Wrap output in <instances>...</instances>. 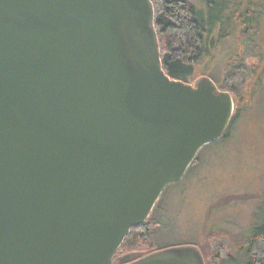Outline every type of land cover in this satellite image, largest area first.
Here are the masks:
<instances>
[{
	"label": "water",
	"instance_id": "obj_1",
	"mask_svg": "<svg viewBox=\"0 0 264 264\" xmlns=\"http://www.w3.org/2000/svg\"><path fill=\"white\" fill-rule=\"evenodd\" d=\"M154 20L151 0H0V264H111L228 129L231 92L170 78Z\"/></svg>",
	"mask_w": 264,
	"mask_h": 264
},
{
	"label": "rangeland",
	"instance_id": "obj_2",
	"mask_svg": "<svg viewBox=\"0 0 264 264\" xmlns=\"http://www.w3.org/2000/svg\"><path fill=\"white\" fill-rule=\"evenodd\" d=\"M187 1L198 9L206 8V0ZM215 1L224 2L227 14L244 0ZM251 6L258 27L253 41L264 53V0ZM233 44L232 38L223 40L215 63H208V76L221 82L224 53ZM203 75L198 72L191 82ZM259 80L253 97L234 103V111L245 108L230 124L228 135L204 145L198 162L164 189L151 213L162 220L155 237L158 246L196 245L209 264H243L247 259L238 237L264 222V69ZM223 236L230 242L227 251L233 258L212 261L214 239Z\"/></svg>",
	"mask_w": 264,
	"mask_h": 264
},
{
	"label": "trees",
	"instance_id": "obj_3",
	"mask_svg": "<svg viewBox=\"0 0 264 264\" xmlns=\"http://www.w3.org/2000/svg\"><path fill=\"white\" fill-rule=\"evenodd\" d=\"M151 1L155 10L154 26L162 66L170 78L191 82L200 71L207 75L208 63H215L216 52L223 40L232 38L235 44L232 50H225L221 82L210 77L219 89L231 92L235 104L253 97L264 69V53L260 52L253 41L258 27L251 5L256 0H244L227 14L224 12V2L216 3L215 0H206V8L203 10L187 0ZM251 59L255 61L250 62ZM241 109L236 107L230 124L240 115ZM228 132L229 127L222 137H226ZM195 161L198 162V157ZM158 217L151 214L144 223L133 227L116 251L111 264H124L172 246L161 247L157 244L155 237L162 223ZM238 238L242 242L239 249L246 248L247 253L243 264H264V222L250 226ZM213 243L212 261L216 262L219 257L228 260L233 258L227 251L230 242L226 237L216 238ZM205 263L209 264L206 259Z\"/></svg>",
	"mask_w": 264,
	"mask_h": 264
},
{
	"label": "flooded vegetation",
	"instance_id": "obj_4",
	"mask_svg": "<svg viewBox=\"0 0 264 264\" xmlns=\"http://www.w3.org/2000/svg\"><path fill=\"white\" fill-rule=\"evenodd\" d=\"M150 216H151V214H150ZM128 263V262H127ZM125 264V263H124Z\"/></svg>",
	"mask_w": 264,
	"mask_h": 264
}]
</instances>
